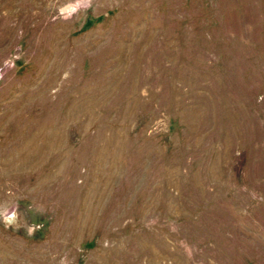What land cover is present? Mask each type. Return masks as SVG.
<instances>
[{
  "label": "rangeland",
  "instance_id": "obj_1",
  "mask_svg": "<svg viewBox=\"0 0 264 264\" xmlns=\"http://www.w3.org/2000/svg\"><path fill=\"white\" fill-rule=\"evenodd\" d=\"M0 125V264H264V0H0Z\"/></svg>",
  "mask_w": 264,
  "mask_h": 264
},
{
  "label": "clouds",
  "instance_id": "obj_2",
  "mask_svg": "<svg viewBox=\"0 0 264 264\" xmlns=\"http://www.w3.org/2000/svg\"><path fill=\"white\" fill-rule=\"evenodd\" d=\"M42 214V213H41ZM17 231H19L20 229H16ZM39 230H42V226H41V229H39ZM26 231V230H25ZM28 235H30V236H34L35 235V232H31V233H28Z\"/></svg>",
  "mask_w": 264,
  "mask_h": 264
},
{
  "label": "bare ground",
  "instance_id": "obj_3",
  "mask_svg": "<svg viewBox=\"0 0 264 264\" xmlns=\"http://www.w3.org/2000/svg\"><path fill=\"white\" fill-rule=\"evenodd\" d=\"M67 64V63H66ZM41 75V74H40ZM31 86V85H30ZM31 94V93H30ZM36 96V95H35ZM34 97V96H33ZM35 98V97H34ZM28 101V100H27ZM39 101V100H38ZM43 102V101H42ZM29 103V102H28ZM32 104V103H31ZM25 107V106H24ZM17 111V110H16ZM34 123V122H33ZM1 126V125H0ZM36 127V126H35ZM1 130V129H0ZM2 132V131H1ZM32 134V133H31ZM8 143V142H7ZM20 144V143H19ZM49 183V182H48ZM48 185V184H47ZM43 188V187H42ZM48 189V188H47ZM46 190V189H45ZM45 193V192H44ZM93 219V218H92Z\"/></svg>",
  "mask_w": 264,
  "mask_h": 264
}]
</instances>
